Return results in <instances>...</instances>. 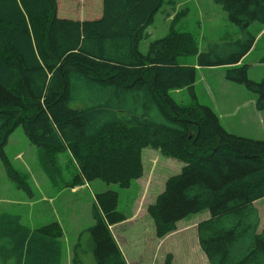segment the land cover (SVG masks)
I'll list each match as a JSON object with an SVG mask.
<instances>
[{
	"label": "trees",
	"instance_id": "trees-1",
	"mask_svg": "<svg viewBox=\"0 0 264 264\" xmlns=\"http://www.w3.org/2000/svg\"><path fill=\"white\" fill-rule=\"evenodd\" d=\"M213 1L237 37L197 51L190 35L172 31L142 53L140 43L166 0H102L101 16L93 20L58 18L57 0H0V161L6 174L5 147L18 128L48 154L73 155L71 188L98 180L128 189L142 177V150H157L184 165L146 208L156 238L207 210L196 235L208 264H264V230L258 231L253 205L264 198V138L227 132L211 106L186 108L171 89L185 86L196 101V69L176 65L167 52L151 54L186 42L184 53L197 67L225 68L224 79L253 94L256 111H264V77L251 80L243 62L256 44L250 28L264 26V0ZM93 198V223L79 234L71 264H83L86 255L95 264H127L111 229L127 219L119 194L106 190ZM63 235L57 221L30 229L20 215L0 213V264H62ZM164 264H172L171 256Z\"/></svg>",
	"mask_w": 264,
	"mask_h": 264
},
{
	"label": "rangeland",
	"instance_id": "rangeland-1",
	"mask_svg": "<svg viewBox=\"0 0 264 264\" xmlns=\"http://www.w3.org/2000/svg\"><path fill=\"white\" fill-rule=\"evenodd\" d=\"M168 3L155 17L147 30L148 39L140 43V51L147 53L150 43L170 35L172 31L190 35L197 51L205 50L212 42L234 39L238 29L230 26L220 7L213 0H166ZM171 3H170V2ZM102 0H57V17L71 20H93L101 16ZM256 34V45L244 63L249 65L248 76L259 81L264 77V26L250 28ZM182 44L171 43L153 49L152 55L167 52L176 65L194 67L196 101L185 86L171 89L173 97L194 110L196 103L211 106L219 115L224 129L251 139L264 138V111L255 109V96L242 86L224 79L225 68H199L195 57L186 55ZM5 153L11 164L8 176L0 161V213L18 214L22 222L34 221V227L57 221L64 235L62 264H71L73 248L79 234L92 225L93 194L113 190L119 194L118 209L127 219L113 227V234L127 264H164L171 256L172 264H208L196 235V225L209 217L207 210L189 215L177 224L170 235L158 239L146 208L163 191L165 181L178 174L183 163L163 156L159 151L145 148L141 152L142 177L122 190L114 184L98 180L71 188L76 162L64 151L46 153L27 140L21 128L10 136ZM28 190L31 194H28ZM259 216L258 231L264 230V198L253 203ZM31 229V228H30ZM83 264H95L92 256H84Z\"/></svg>",
	"mask_w": 264,
	"mask_h": 264
},
{
	"label": "crops",
	"instance_id": "crops-1",
	"mask_svg": "<svg viewBox=\"0 0 264 264\" xmlns=\"http://www.w3.org/2000/svg\"><path fill=\"white\" fill-rule=\"evenodd\" d=\"M256 45V44H255ZM254 50V49H253ZM252 50V51H253ZM252 51L247 55V56H249L251 53H252ZM247 56L244 58V60L247 58ZM244 60H243V62H244ZM219 116V115H218ZM32 223H34V221H29V222H27V224L26 223H24V225H26V226H28L29 228H31V229H34V228H36V227H34L33 225H32ZM61 225V224H60ZM116 226V225H115ZM114 227V226H113ZM113 227L111 228L112 229V232H113ZM115 237V236H114ZM116 239V238H115ZM117 241V240H116ZM118 243V242H117ZM119 245V244H118ZM120 247V246H119Z\"/></svg>",
	"mask_w": 264,
	"mask_h": 264
}]
</instances>
